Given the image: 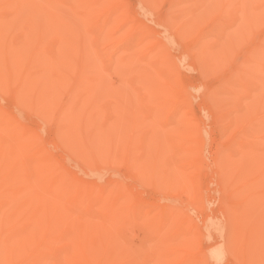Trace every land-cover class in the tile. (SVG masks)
<instances>
[{"label": "bare ground", "instance_id": "1", "mask_svg": "<svg viewBox=\"0 0 264 264\" xmlns=\"http://www.w3.org/2000/svg\"><path fill=\"white\" fill-rule=\"evenodd\" d=\"M149 1L148 8L162 0ZM238 1L169 0L168 33L153 35L145 22L131 23L134 9L122 0H0V264H197L189 214L178 220L141 190L148 186L150 160H158L152 125L159 106L186 102L180 80L162 65L163 39L190 38L227 59L245 37L244 25L264 23V0H254L249 10ZM143 41L162 51L158 59L138 47ZM259 44L220 79L219 93L250 84V104L264 106V74L260 87L250 81L264 73V37ZM133 58L144 59L159 76L142 68L128 76ZM29 113L52 124V133L45 136L41 123L27 124ZM263 124L256 123L260 132ZM197 129L175 146V156L197 162ZM62 146L84 167L55 153ZM107 162L125 164L128 173L102 171ZM169 163L153 178L195 189L196 180L181 187L185 180ZM130 173L137 178L128 180ZM218 182L224 189L226 181ZM248 219L238 231L244 249L259 238L251 226L261 219ZM236 232L229 225L225 241Z\"/></svg>", "mask_w": 264, "mask_h": 264}, {"label": "rangeland", "instance_id": "2", "mask_svg": "<svg viewBox=\"0 0 264 264\" xmlns=\"http://www.w3.org/2000/svg\"><path fill=\"white\" fill-rule=\"evenodd\" d=\"M122 2L131 10L134 9L132 24L145 22L151 30L149 33L153 35L168 33L165 25L168 27L172 23L168 17L169 0L158 1V4L154 1L150 8L149 0ZM237 3L243 5L241 8L249 10L253 7L254 0H240ZM243 33L245 37L239 41L237 49L227 59H218L213 49L200 48L190 38L183 40L169 36L163 39L166 44V62L161 60L162 65L169 67L173 75L180 80L186 102L179 100L159 106V119L152 125L158 135L154 152V156L158 154V160L155 163L150 160L146 169L147 178H144L148 186L141 188L144 193L141 192L143 198L148 200L153 198V202L173 209L174 217L178 220L184 219L186 213L189 214L190 237L195 245L192 254L198 258L197 264H264V131L260 132L256 125L257 122L264 120V117L255 119L257 115L264 114V106L250 104L246 97L250 92V84L229 87L227 93L221 94L217 91L220 79L234 72L242 59L260 45L259 40L264 37V23L253 26L246 24ZM148 42L143 41L138 47L143 45L145 50L149 51V55L158 59L162 51L151 49ZM133 60L137 61L126 70L128 76L134 78L139 68L146 71L147 75L159 76L144 59ZM263 74L262 71H257L250 81L257 82V87H260L262 77L258 76ZM158 96L157 93L155 97ZM66 98L65 93L63 100ZM215 100H218L217 107ZM5 102L4 104L10 105ZM215 110L220 113L219 121L213 116H216ZM28 116L27 124L41 123L45 127V136L52 133V124L43 122L34 113H29ZM192 127L198 128L197 135L200 140L197 162L190 157H177L173 153L175 146L184 145ZM144 133L140 131L137 134L142 136ZM62 147L53 150L65 156L69 165L74 163L82 167L83 163L76 162L71 151ZM161 147L165 150L162 151L163 155ZM168 160L169 162L173 160L176 170L181 174L180 178L185 180L182 185L179 180L177 185L189 188L191 182L196 180L195 189L191 187L190 190H182L179 186L164 185V182L153 178L154 174L160 173V169L164 170L170 164ZM102 165L104 166L102 171L107 173L117 172L121 176L128 173L125 164L107 162ZM129 176L131 178L128 180L137 178L135 173H130ZM220 179L226 181L224 189L220 187L221 184L218 182ZM186 193H189L188 196ZM242 198L247 199L245 208H243L245 201H241ZM232 203L234 206H230ZM242 210L244 216H241ZM250 214H255L256 219H261L258 227L251 226L252 232L253 230L259 232V238L256 241L250 238L249 247L244 249L241 245L242 235L238 231H245V219L249 221ZM210 224H217L219 230L213 229ZM229 225L237 229V232L233 233L232 240L227 242L225 238ZM245 240L246 235H243L244 243ZM218 250L221 252L218 253Z\"/></svg>", "mask_w": 264, "mask_h": 264}]
</instances>
